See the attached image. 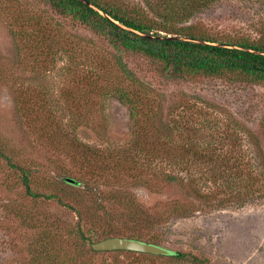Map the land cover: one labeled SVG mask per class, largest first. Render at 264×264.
<instances>
[{"label":"rangeland","instance_id":"rangeland-1","mask_svg":"<svg viewBox=\"0 0 264 264\" xmlns=\"http://www.w3.org/2000/svg\"><path fill=\"white\" fill-rule=\"evenodd\" d=\"M119 1L154 18L163 0ZM188 19L181 26L256 37L264 0H219ZM36 22L39 37L28 33ZM121 59L40 0H0V264H181L89 251L114 231L157 238L159 247L209 264H264V89L220 79L168 82L141 58ZM115 82L139 98L137 108L105 90ZM140 149L154 171L128 170ZM166 150L190 160L186 171L212 196L208 205L193 198L200 208L183 210L188 197L161 181ZM223 158L242 165L239 187L251 180L262 191L244 206L208 172L206 161ZM7 159L28 172L30 193ZM225 200L231 206L209 205Z\"/></svg>","mask_w":264,"mask_h":264},{"label":"trees","instance_id":"trees-1","mask_svg":"<svg viewBox=\"0 0 264 264\" xmlns=\"http://www.w3.org/2000/svg\"><path fill=\"white\" fill-rule=\"evenodd\" d=\"M40 1L44 2L58 17L62 19H71L77 22L82 28L87 29L102 42H105L119 60H122V56L141 58L150 64L156 76L165 81L190 82L197 79H220L231 83L245 84L264 89V55H256L237 49L203 45L174 39H147L118 27L101 16L94 9L77 0ZM87 1L113 20L140 33L152 34L155 36L164 35L165 37H186L198 41L236 46L264 53V26L256 37L214 35L208 32L206 28L199 25L181 26V24L187 23L189 20L188 18L191 17L194 12L203 10L211 4L217 3L219 0H163L160 4H157L159 9L156 10L157 12L154 14V18H150L145 10L130 8V6L125 5L119 0ZM151 6L150 4L149 8H151ZM39 24V22H36V24L29 26L28 33H31V35L34 33V36L39 37L35 32L36 30L39 32L41 31ZM42 41L41 39L38 40L39 43ZM111 84L113 86L106 88V91H112V93L119 95L118 98L121 103L130 104L137 108L139 102L138 97L131 95L129 91H124L125 88L121 86L119 82ZM178 149L180 150L182 147ZM231 152L235 154V152ZM141 153L142 155H140ZM144 153L142 149L138 151L140 158L131 159L132 164L129 163L131 166H128V170L143 172L148 169L149 171H154L148 166L149 164L147 165L145 163L144 160L147 153ZM165 153V157L169 160L167 163L169 164V168L164 172L161 181L167 184V186L175 187L180 194L188 197V203L182 205L183 208H185L183 210L189 213L193 209L200 208V206H198L199 203L201 205H208L207 202L211 200L212 196H209L210 194H206V196L204 194L205 192L201 190L202 186L199 185L198 181L194 180L192 176L188 175L186 171L190 165L187 162L190 160L179 158L178 152V154L175 153V155H173L169 150H166ZM182 153L180 154L182 155ZM1 155L2 152L0 151V156ZM185 155L189 154L186 152ZM153 156L156 157V155ZM7 163L11 168L19 169L22 174L23 186L26 192L30 193V177L28 172L20 168V166L11 163L8 159ZM89 164H91V162ZM206 166L213 179H221V185L219 186L223 189L222 193H224V191H234V193H231L227 198L234 200L236 205L244 206L248 203V199H252L257 196L256 194L262 192L258 189L254 190V182L251 180H247L243 186L239 187L238 182L234 181V178L239 177L240 173H243V167L238 161L235 162L234 159L233 161H229L223 158L213 163H208L206 161ZM67 184L68 186H73L70 183ZM74 184L79 187L82 182L75 181ZM241 188L246 190L244 194L240 192L239 189ZM29 196L34 198L38 197L36 194H31ZM193 198L198 202L201 199L203 204L202 202L198 203L197 201L191 200ZM261 198H264V192ZM209 205L231 206L227 205L226 200L223 203H220V201H212ZM158 219L157 217L156 220ZM155 223H152V225ZM129 232L132 231L108 232L104 233L100 239L121 237L159 246V240L157 238L153 237L143 240L144 236L142 237V235ZM86 239L90 238H83L82 240L85 241ZM96 242L98 241L96 240ZM89 251L97 253L93 251L91 247ZM122 252L123 251H114L107 253ZM165 257L174 259L181 264H209L208 259L191 253L170 252L169 255Z\"/></svg>","mask_w":264,"mask_h":264},{"label":"water","instance_id":"water-1","mask_svg":"<svg viewBox=\"0 0 264 264\" xmlns=\"http://www.w3.org/2000/svg\"><path fill=\"white\" fill-rule=\"evenodd\" d=\"M83 4H85L86 6L94 9L95 11H97L101 16H103L104 18L108 19L110 22L114 23L115 25H117L118 27L129 31L131 33L137 34L141 37L147 38V39H154V40H170V39H174V40H181V41H188V42H192V43H199V44H203V45H211V46H219V47H224V48H230V49H237L240 51H244V52H248L251 54H256V55H264L263 52H257V51H253V50H249V49H243V48H239L236 46H229V45H223V44H218V43H210V42H205V41H198V40H194V39H189L186 37H176V36H167L165 37L164 35H159V36H155L152 34H144V33H140L138 31H135L133 29L127 28L124 25L120 24L119 22L113 20L112 18H110L107 14H105L104 12H102L101 10L97 9L95 6H93L92 4H90L87 0H77ZM67 183L70 184H74L75 181L69 178H65L64 179ZM91 249L93 251H104V252H110V251H127V252H135V253H140V254H148V255H160V256H166L169 255L170 251L150 244V243H145L142 241H138V240H133V239H128V238H121V237H111V238H106L103 240H100L98 242H94L91 245Z\"/></svg>","mask_w":264,"mask_h":264}]
</instances>
